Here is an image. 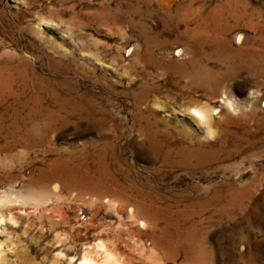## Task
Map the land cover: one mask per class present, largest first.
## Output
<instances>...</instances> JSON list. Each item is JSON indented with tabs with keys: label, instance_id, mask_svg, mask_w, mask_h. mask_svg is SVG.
Listing matches in <instances>:
<instances>
[{
	"label": "rangeland",
	"instance_id": "obj_1",
	"mask_svg": "<svg viewBox=\"0 0 264 264\" xmlns=\"http://www.w3.org/2000/svg\"><path fill=\"white\" fill-rule=\"evenodd\" d=\"M0 196V264H264V0H0Z\"/></svg>",
	"mask_w": 264,
	"mask_h": 264
},
{
	"label": "bare ground",
	"instance_id": "obj_2",
	"mask_svg": "<svg viewBox=\"0 0 264 264\" xmlns=\"http://www.w3.org/2000/svg\"><path fill=\"white\" fill-rule=\"evenodd\" d=\"M201 33V32H200ZM201 36V35H200ZM199 34L194 33L191 35V39L193 38L198 42L197 44L199 46L204 47L205 44L213 45V46H220L225 44V39L224 37L217 36L214 34H203L202 37H200ZM189 38V37H188ZM190 39V38H189ZM195 42V43H196ZM196 49V48H195ZM179 51V56H183L186 54L188 49L184 46L178 48ZM206 54V51H205ZM199 56V51L197 52L196 50H193V57ZM178 64H180V61L175 60ZM187 97V96H185ZM149 99V98H148ZM4 100V99H3ZM153 103L157 105L159 108H163L164 105L160 104V102L155 98L153 100ZM212 109V108H211ZM217 111V110H216ZM216 111L209 110L206 108V106H202L201 104H190L188 106V112H190L191 116L199 123V124H204L208 128V133L211 134L212 132L210 131V127L212 124L213 120V115L214 113H217ZM57 188V186H55ZM58 190V189H57ZM7 196H0V211L3 206H5L8 202ZM12 219V218H11ZM3 220V215L0 214V223ZM97 251L100 252L101 254V260H97L94 255H92L91 250H86L85 253L83 254L82 258L80 259L79 264H121L116 258L115 255L112 254V252L107 248L105 243L101 242L100 244H97L96 246ZM99 254V253H98Z\"/></svg>",
	"mask_w": 264,
	"mask_h": 264
}]
</instances>
